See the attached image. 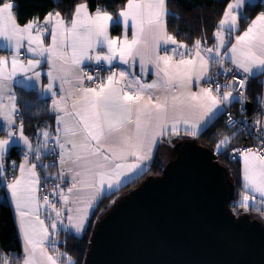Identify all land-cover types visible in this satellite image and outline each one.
<instances>
[{
	"label": "snow or ice",
	"instance_id": "snow-or-ice-1",
	"mask_svg": "<svg viewBox=\"0 0 264 264\" xmlns=\"http://www.w3.org/2000/svg\"><path fill=\"white\" fill-rule=\"evenodd\" d=\"M168 2L126 0L115 18L103 6L90 13L87 3H78L69 19L55 12L46 14L42 23L34 17L23 24L12 2L0 5V49L9 51L8 56H0V131L6 133V138L0 139V187L10 194L23 250L22 257L0 253V264H58L48 246L57 251L50 236L57 231L58 223L63 225L62 212L49 195H37L38 165L31 162L41 160L42 150L58 158L61 169L56 179L63 183L66 174H71L68 194L59 184L51 194L59 196L65 205L70 195L74 197L76 206L67 208L68 224L64 227L80 233L90 212L151 159L153 149L164 137L179 136L181 131L195 137L201 127L222 114V105L246 99L244 90L250 78L264 75V12L231 43L240 21L247 20L242 9L249 0H233L227 5L214 33L213 47L204 48L201 40H196L192 49L169 34ZM115 26L122 28V38L109 35L110 27ZM49 36L50 43L46 44ZM21 49L30 54L26 61L21 59ZM177 56L179 59H175ZM226 60L235 71L223 68ZM44 63L49 65L48 82L40 91L51 96L57 127L55 136L47 128L41 130L38 136L43 141L38 140L34 146L24 135L23 120L17 124L19 109L13 85L35 89L41 80L37 69ZM211 64L220 66L222 72L210 75ZM153 71L156 79L148 83L145 77ZM229 73L231 80L224 84L199 86L201 81L212 85L214 76ZM193 78L199 87L196 92L191 90ZM85 81L95 86H86ZM261 104L264 107V101ZM227 123L234 124L230 115ZM254 123L259 140L256 150L234 149L243 159L244 191L233 208L248 211L259 200L255 210L264 214V131L259 127L261 121ZM50 140L59 152L48 148ZM230 140L224 136L217 150ZM21 142L26 148L23 162L7 160L10 149ZM55 166V162L43 165ZM42 206L55 212V218L48 216L50 225L40 218ZM66 264L76 262L67 257Z\"/></svg>",
	"mask_w": 264,
	"mask_h": 264
},
{
	"label": "water",
	"instance_id": "water-1",
	"mask_svg": "<svg viewBox=\"0 0 264 264\" xmlns=\"http://www.w3.org/2000/svg\"><path fill=\"white\" fill-rule=\"evenodd\" d=\"M219 153L197 137L176 142L161 174L97 220L84 264H264V221L232 210L235 181Z\"/></svg>",
	"mask_w": 264,
	"mask_h": 264
},
{
	"label": "trees",
	"instance_id": "trees-1",
	"mask_svg": "<svg viewBox=\"0 0 264 264\" xmlns=\"http://www.w3.org/2000/svg\"><path fill=\"white\" fill-rule=\"evenodd\" d=\"M7 1H13L15 5L14 12L17 14L18 21L21 24L34 17H38L42 21L46 14L51 12H60L64 16L70 17L74 4L81 2H86L92 10H95L97 6H103L106 10L117 14L126 2V0H0V4ZM230 1L169 0L168 29L177 40L184 42L189 49H192L196 40H201L202 45L213 44L215 42L214 33ZM259 12H264V0L249 1L244 7V16L247 17V20H242V25L245 26L248 24L252 17ZM263 90V75H257L248 80L245 94L251 104V110L249 112L251 117L250 126L255 125L254 122L261 119V114L258 111V101ZM16 97L20 111L19 119L22 118L23 120L25 132L32 139L38 140L39 130L45 126H53L55 123L54 115L51 112L48 102L45 99H41L36 91L31 89L17 88ZM235 104L236 100L231 106H235ZM215 123L209 125L197 138L200 142L210 145L215 149L224 136L229 135L231 138L230 143L220 151L218 159L222 163L229 165L231 174L234 177L237 195L231 201L230 206L234 212L238 213L243 208L234 209L233 205L242 198L239 192L240 166L239 159L234 161L230 160V151L236 145H245L254 142L255 137L252 136L250 131H243L237 127L238 131L234 133L235 135L229 134L235 128L229 126L224 121L223 113ZM3 134L4 131H0V136ZM7 156L15 162L20 159V153L17 148H14ZM47 165L51 164L49 163ZM162 169L163 164L158 152L144 173L131 179L130 182L125 183L114 195L106 196L98 204L82 235H76L68 230L59 231L56 235L58 241L55 244L57 251L54 253L60 261L66 264L67 257H71L76 264H84L97 220L124 192L142 182L148 175L161 174ZM40 171L41 175L44 174V177H52V179L44 178V181L41 179V185L43 183L50 184L53 188L56 184L55 167H42ZM255 209L253 211L257 212ZM0 253L9 256H23L14 210L7 196V190L3 187H0ZM61 253L66 254V256H61ZM13 264H15V261H13Z\"/></svg>",
	"mask_w": 264,
	"mask_h": 264
},
{
	"label": "crops",
	"instance_id": "crops-1",
	"mask_svg": "<svg viewBox=\"0 0 264 264\" xmlns=\"http://www.w3.org/2000/svg\"><path fill=\"white\" fill-rule=\"evenodd\" d=\"M249 1H252V0H249ZM7 2H12V3H13V1H7ZM81 3H86V2H81ZM125 3H126V2H125ZM2 4H3V3H1L0 5H2ZM123 6H124V5H123ZM123 6H122V7H123ZM122 7H121V8H122ZM244 7H245V6H244ZM244 7H243V9H242L243 15L245 14V13H244ZM121 8H120V9H121ZM13 11H14V9H13ZM94 11H95V10H92V9L89 7V12H90V13H93ZM107 11H108V10H107ZM108 12H110L111 14H113L114 18H115V16L117 15L116 13H113V12H111V11H108ZM14 13H15V12H14ZM51 13H55V12H51ZM260 13H261V12H259L258 14H260ZM258 14H256L254 17H252V19L250 20V22H248V24H246L245 26L242 25V20L240 21V24H239V32L233 34V37H232V39H231V43H234V42H235V40H234V36H235V35H238V34H240V33H242V32L247 28V26L251 23V21L254 20V19L256 18V16H257ZM61 15H62L65 19H69V18H70V17H66V16H64L63 14H61ZM43 20H44V19H43ZM43 20H42L41 22H43ZM167 30H168L169 34H171L170 31H169V29H168V25H167ZM109 35H110L111 37H113V38H116V37H121V38H122V35H123L122 28H121L120 26L110 27V29H109ZM171 35H172V34H171ZM226 38H227V34H226ZM129 39H131V33H130V32H129ZM177 41L180 42V43L185 44V43L182 42V41H179V40H177ZM45 43H46V44L50 43V36L46 38ZM215 43H216V40H215V42H214L213 44L202 45V47H204V48H211V47H213V46L215 45ZM25 44H26V42H25ZM185 45H186V44H185ZM229 46H230V44H229ZM169 47H174V45H169ZM188 49H189V48H188ZM180 51H185V49H180ZM21 52H22L21 59H24V60L26 61V59L30 57V54L27 53V52L25 51V49H21ZM221 52H223V49L221 50ZM161 54H163V53H161ZM8 55H9V51H8V50L0 49V56H8ZM175 59H179V57L177 56V57H175ZM224 65H232V64L226 60ZM214 66H218V65L211 64L210 67H209V71H210V69H211L212 67H214ZM232 66H233V65H232ZM125 67H126V66H125ZM149 67H151V66L149 65ZM37 70H38V71H41V80H40V82L36 85V88H35V89H32V88H23V89H28V90L31 89V90L36 91V93L38 94V96H39L41 99H45V100L48 102V104H49V106H50V109H51V107H52V101H51V96H50V94H49V93H45V92L40 91V89H41L44 85H46L47 82H48V80H47V76H46V73H47V71L49 70V65L46 64V63H44V64H42L41 67H40L39 69H37ZM136 74L139 75V66H137V68H136ZM104 75H106V73H104ZM263 78H264V75H263ZM154 79H156L155 74H154V71H153L152 73L148 74V75L145 77V80H146L148 83H151L152 80H154ZM57 83H58V82H57ZM85 85H86V86H89V85L86 84V83H85ZM65 87H67V85H66ZM17 88H22V87H20L19 85H13V90H14V92H15V95H16V89H17ZM191 90H192L193 92H196V91L199 90V87L197 86V84H196V82H195V78H193V85H192V89H191ZM224 91H225V89H224L221 93H223ZM233 95H234V94H233ZM234 96H235V95H234ZM234 101H235V100H233L231 103H226V104L222 105V106H221V113L224 111L225 108L231 106V105L234 103ZM5 103H7V101H5ZM16 103H17V101H16ZM17 107H18V109H19V105H18V103H17ZM51 112H52V111H51ZM52 114L54 115V121H55L54 125H53V126H51V125H50V126H45V127L41 128V129L39 130V132H40L41 130L47 128V130H49V131L52 133L53 136L56 135V133H55V129H56V127H57V124H56V119H55V118H56L57 113L52 112ZM220 117H221V114H218L217 118H215V120H214L212 123H215L216 121H218V120L220 119ZM21 119H22V118H20V119L17 118V124H19V121H20ZM262 120L264 121V118H262ZM1 123H2V121H1ZM212 123H210L209 125H211ZM215 124H216V123H215ZM209 125H208V126H209ZM208 126L201 127V129L198 131V133H197V135H196L195 137H197L200 133H202V132H203ZM23 131H24V135L27 136V137L29 138V140L33 143L34 146H36V144L38 143V140H39V142H42V141H43V137H39V136H38V137H39L38 140H34V139H32V138H31V137L25 132L24 128H23ZM38 134H39V133H38ZM185 137H193V136L185 135L184 132L181 131V134H180L179 136H169V137H164V138H163V139H162V140H161V141L155 146V148L153 149L152 154H151V159H150V160H146V161H144V162H143V165H142V168H141L140 170H138V172H137L135 175H133V176L129 177L128 179H126V180L124 181V184L127 183L128 181H130L131 179L137 177L138 175H141L142 173H144V172L147 170V168L149 167V165L152 163V161L154 160V158H155V156H156V154H157L158 152H159V156L161 157L162 164L164 165V164H165V163H166L171 157L174 156V147H175L176 142H178L179 140H181V139H183V138H185ZM3 138H6V133H5V132H4V134H3L2 136H0V139H3ZM62 138H63V137H62ZM169 141H170V142H169ZM52 145H55L54 140H50V141H49V143H48V148L51 149V146H52ZM67 147L70 148L71 146L68 145ZM14 148H17L18 151H19V153H20V159H19L18 161H16V163H17V164L22 163V162H23L22 151H26V148L23 146V143L21 142V144H20L19 147H13V148H11L10 151H9V154L11 153V151H12ZM57 148H58V147H57ZM253 150H254V149H253ZM58 152H59V148H58ZM49 154H50V152H46V151L42 150V151H41V160H40V161L31 160V162L37 163V165H38V167H37V173H38V175H39V177H40V186H39V191H38L37 195H38L39 197H42V196H41V171H40V167H41L42 165H44V164L50 159ZM55 165H56V166H55V175H56V177H57V176L59 175V172H60V169H61V166H60L58 160H57V162L55 163ZM239 166H240V185H239V192L241 193V197H242V193H243V191H244V190H243V180H242V170H243V159H242V157L239 158ZM65 171H66V169H65ZM56 184H59L60 187L63 188V189L65 190V194H68V193H67V187H69V186L71 185V174H70V173L66 174V176H65V180H64L63 183H61L58 179H56ZM124 184H123V185H124ZM123 185H122V186H123ZM122 186H121V187H122ZM7 196H8V198H9L10 202H11L10 194L7 193ZM58 198H59V196H58ZM72 199H74V197H72V196L70 195V200H69V203H68L67 205H65L62 201H60V199H59L58 202H57V208L62 212V216H61L60 219L63 220V225H61V224L58 223L57 231H56L54 234H52V235L50 236V240L55 241L56 243H57V241H58V238H57L56 235H57V233H58L59 231H61V230H68V231H70V232H72V233H74V234H76V235H82V234L84 233V231H85L87 225L89 224L90 218H91V216H92V213H93V212H90L89 217H88V221H87V223H86V225H85V229H84L82 232H80V233H76L75 230L72 229V228H70V227H69V228H65L64 225H67V224H68L67 217H68V215H69V213H68V211H67V208H70V207H71V208H74V207L76 206L75 204L72 203ZM11 204H12V202H11ZM259 206H260V205H259V200H257V203H256L252 208H250L248 211L251 212V213H253V214H255V215H257V216H259V217L264 221V214H261V212H259V211H257V212H254V211H253L254 208H258ZM12 207H13V210H14L15 219H16V223H17V227H18L19 219H18V216H17L16 213H15V209H14V205H13V204H12ZM242 210H244V209H242ZM244 211H245V210H244ZM49 215H51L53 218H55V212H52L50 209H45V207L42 206V207H41V210H40V218L43 219V220L45 221V224H46V225H50V224L52 223V220H51V219H48V216H49ZM49 231H50V233L53 232V230H52L50 227H49ZM19 235H20V240H21V244H22V236H21L20 233H19ZM56 243H55V244H56ZM48 251H49V254H50V255H53L55 258L58 259V264H63V263L60 261V259L58 258V256L52 251V247H51V245L48 246Z\"/></svg>",
	"mask_w": 264,
	"mask_h": 264
},
{
	"label": "built area",
	"instance_id": "built-area-1",
	"mask_svg": "<svg viewBox=\"0 0 264 264\" xmlns=\"http://www.w3.org/2000/svg\"><path fill=\"white\" fill-rule=\"evenodd\" d=\"M42 23V22H41ZM223 68H233L234 69V66L232 65H225L223 66ZM222 68L220 66H214L210 69L209 71V74L212 75V74H215L217 72H222ZM235 71V69H234ZM102 75H104V73H102ZM236 75H240L239 73H236ZM231 76H232V73H229L227 76L225 75H219V76H214V80H213V84L212 85H208V84H205L204 81H201L200 82V85L199 86H214V83L218 82L220 84H224L226 80H231ZM86 84H88L89 86H95L94 84H90V82L88 81H85ZM223 91V88L221 89V92ZM234 95H236V93L234 92L233 93ZM244 94H245V90H244ZM245 97H246V94H245ZM261 101H264V90L260 96V99L258 101V111L260 112L261 114V119H259L258 121H261V125L259 126L261 128L262 131H264V121L262 120V118H264V107H262V104H261ZM248 98L246 97V99L241 103L239 101L236 100V104L235 106H231V107H227L224 109V111L222 112L223 113V116H224V121L227 123L228 119H229V115L232 117L233 121H234V124L233 125H228L231 126V127H234V128H240L241 130L243 129V131H247V132H251L252 136L255 137L254 139V142L250 143V144H245V145H236L234 147L231 148V151H230V160L234 161L236 159H239L240 156L238 153L234 152V149H246V148H252L254 150H256V148L258 147L259 145V140L256 138V129H257V125H253V126H250V120H251V117H250V113H249V108H248ZM243 109V111H242ZM19 113H18V116L19 117ZM246 122V124H245ZM52 148H55L56 152H58V148L55 146V145H52L51 146V149ZM50 155V159L44 164V165H47V164H53L54 162L56 163L58 158L56 156H53L51 153L49 154ZM7 160L9 161H13L12 159H9L8 156L6 157ZM43 167V165L40 167V170L41 168ZM9 175H11V169H9ZM44 174L41 175V179L42 181H44ZM53 191V188L50 184H42L41 185V196L43 197L44 195H49V199L54 201V202H58L57 200V197L58 196H54L52 195Z\"/></svg>",
	"mask_w": 264,
	"mask_h": 264
},
{
	"label": "rangeland",
	"instance_id": "rangeland-1",
	"mask_svg": "<svg viewBox=\"0 0 264 264\" xmlns=\"http://www.w3.org/2000/svg\"><path fill=\"white\" fill-rule=\"evenodd\" d=\"M253 2L254 1H258V0H252ZM231 2H233V0H231L229 3H231ZM224 66V65H223ZM224 90V89H223ZM238 131V129L237 128H235V129H233L229 134H234L235 132H237ZM228 137H229V135H228ZM216 149H217V147H216ZM223 148H221L219 151H221ZM218 151V150H217Z\"/></svg>",
	"mask_w": 264,
	"mask_h": 264
},
{
	"label": "bare ground",
	"instance_id": "bare-ground-1",
	"mask_svg": "<svg viewBox=\"0 0 264 264\" xmlns=\"http://www.w3.org/2000/svg\"><path fill=\"white\" fill-rule=\"evenodd\" d=\"M225 66V65H224ZM19 114H20V111H19ZM20 116V115H19ZM19 119V117H17ZM57 200H59V198L57 197Z\"/></svg>",
	"mask_w": 264,
	"mask_h": 264
}]
</instances>
